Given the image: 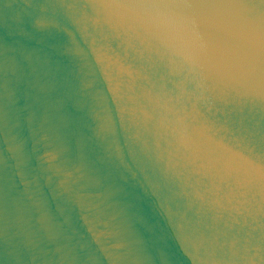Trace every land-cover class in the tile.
Segmentation results:
<instances>
[{
  "label": "water",
  "instance_id": "1",
  "mask_svg": "<svg viewBox=\"0 0 264 264\" xmlns=\"http://www.w3.org/2000/svg\"><path fill=\"white\" fill-rule=\"evenodd\" d=\"M0 264H264V0H0Z\"/></svg>",
  "mask_w": 264,
  "mask_h": 264
}]
</instances>
